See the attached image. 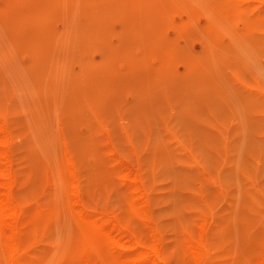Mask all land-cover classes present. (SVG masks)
<instances>
[{
	"label": "rangeland",
	"instance_id": "374dc122",
	"mask_svg": "<svg viewBox=\"0 0 264 264\" xmlns=\"http://www.w3.org/2000/svg\"><path fill=\"white\" fill-rule=\"evenodd\" d=\"M250 10L223 13L205 0H0V121L12 129L14 189L57 211L31 230L36 264L64 256V149L104 215L123 197L109 154L126 161L168 253L196 229L207 234V264H246L264 250V29Z\"/></svg>",
	"mask_w": 264,
	"mask_h": 264
},
{
	"label": "bare ground",
	"instance_id": "6f19581e",
	"mask_svg": "<svg viewBox=\"0 0 264 264\" xmlns=\"http://www.w3.org/2000/svg\"><path fill=\"white\" fill-rule=\"evenodd\" d=\"M94 1V0H93ZM213 10L228 14H239L243 9H251L254 20L264 29V0H205ZM80 2V1H79ZM75 5V4H74ZM202 7V6H201ZM37 8V7H36ZM68 9V6H67ZM189 9V8H188ZM38 10V9H37ZM206 10V9H204ZM56 12V11H55ZM190 12V11H189ZM31 13V12H29ZM34 13V12H33ZM32 13V14H33ZM36 13V12H35ZM39 13V11H38ZM215 13V12H214ZM242 13V12H241ZM77 14V13H75ZM188 14V12H187ZM192 14V13H191ZM211 14V13H210ZM35 15V14H34ZM66 15V14H65ZM189 15V14H188ZM27 17L29 16L26 15ZM190 16V15H189ZM210 16V15H208ZM193 17V16H192ZM240 17V16H238ZM204 18V17H203ZM205 19V18H204ZM211 19V18H210ZM203 21V20H202ZM220 21V20H219ZM76 22V21H75ZM197 22V21H196ZM208 23V22H207ZM215 23V22H214ZM213 23V24H214ZM217 23V22H216ZM219 24V23H218ZM217 24V26H218ZM3 25V24H2ZM215 25V24H214ZM220 25V24H219ZM152 27V26H151ZM191 28V27H190ZM189 28V29H190ZM154 29V28H153ZM197 29V28H196ZM194 30V29H193ZM91 31V30H90ZM214 31L212 30H209ZM258 31V30H257ZM3 32V31H2ZM87 32V31H86ZM99 32V31H98ZM171 32V31H170ZM250 32V30L248 31ZM256 32V31H255ZM101 33V32H100ZM163 33V32H162ZM264 33V32H263ZM4 35H7L3 32ZM91 34V33H90ZM98 34V33H97ZM206 34V33H205ZM71 35V34H70ZM208 35V34H206ZM101 36V35H99ZM232 36V35H231ZM75 37V36H74ZM207 37V36H205ZM234 37V36H233ZM9 38V37H8ZM91 38V37H90ZM245 38V37H244ZM249 38V37H248ZM89 39V38H88ZM99 39V38H98ZM162 39V38H161ZM246 39V38H245ZM244 39V40H245ZM107 40V39H106ZM190 40V39H189ZM243 40V39H242ZM251 41V40H250ZM76 42V40H75ZM256 42V41H255ZM12 43V42H11ZM212 43V41H211ZM239 43V42H238ZM2 44V43H1ZM241 44V43H240ZM210 45V44H208ZM75 46V44H74ZM100 46V45H99ZM247 46V45H246ZM57 47V45L55 46ZM212 47V46H211ZM251 48L250 46H248ZM69 48V47H68ZM74 48V47H73ZM253 48V47H252ZM255 48V47H254ZM253 48V49H254ZM264 48V47H263ZM262 48V49H263ZM16 49V48H15ZM62 52V51H61ZM70 52V51H68ZM225 52V51H224ZM227 52V51H226ZM66 53V52H65ZM74 53V52H73ZM160 53V52H159ZM62 54V53H61ZM224 54V53H223ZM229 55V53H228ZM19 56V55H18ZM74 56V55H73ZM175 56V55H174ZM12 57V56H10ZM141 57V56H140ZM229 57V56H228ZM227 57V58H228ZM231 58V57H230ZM54 59V58H53ZM177 59V58H176ZM229 59V58H228ZM7 60V59H6ZM52 60V59H51ZM260 60V59H259ZM4 61V60H3ZM66 61V60H65ZM139 61V60H138ZM76 62V61H75ZM136 62V61H135ZM132 63V62H129ZM219 63V62H218ZM69 64V63H68ZM227 64V63H226ZM13 65V64H12ZM17 65V64H16ZM21 65L22 68V64ZM23 70L25 64H23ZM32 65V64H31ZM30 65V66H31ZM128 65V63H127ZM148 65V64H146ZM59 66V65H58ZM11 67V66H10ZM86 67V65H85ZM122 67V66H121ZM179 67V66H178ZM20 68V66H19ZM27 68V67H26ZM60 68V67H59ZM65 68V67H64ZM102 68V67H101ZM108 68V67H107ZM204 68V67H203ZM210 68V67H209ZM221 68V67H220ZM256 68V67H255ZM254 68V69H255ZM51 69V68H50ZM55 69V68H54ZM70 69V68H69ZM85 69V68H84ZM98 69V68H97ZM257 68L256 70H258ZM21 70V69H20ZM22 70V71H23ZM60 70V69H59ZM62 70V69H61ZM65 70V69H64ZM200 70V69H198ZM260 70H262L260 68ZM5 71V70H4ZM158 71V70H157ZM185 71V70H184ZM26 72V71H23ZM21 72V73H23ZM186 72V71H185ZM5 73V72H4ZM28 73V71H27ZM229 73V72H228ZM262 73V72H261ZM264 73V72H263ZM84 74V73H83ZM128 74V73H127ZM194 74V73H193ZM4 75V74H3ZM27 74H23L22 76ZM31 74L28 73V79ZM48 75V74H47ZM262 75V74H261ZM59 76V75H58ZM88 76V75H87ZM104 76V75H103ZM121 76V75H120ZM237 76V75H236ZM26 79V82L27 81ZM122 78V77H120ZM33 79V77H32ZM30 79V81L32 80ZM111 79H113L111 77ZM123 79V78H122ZM240 79V78H239ZM259 79V78H258ZM124 80V79H123ZM264 80V79H263ZM262 80V81H263ZM73 81V80H72ZM115 81V80H114ZM210 81V80H209ZM226 81V80H225ZM25 82V80H24ZM33 82V81H31ZM74 82V81H73ZM76 82V80H75ZM201 82V81H200ZM246 82V81H245ZM35 83V82H34ZM34 83H29L35 86ZM69 83V80H68ZM227 83V82H226ZM225 83V84H226ZM27 84V86L29 85ZM64 84V83H63ZM203 84V83H202ZM224 84V82H223ZM222 84V85H223ZM30 85V86H31ZM125 85V84H124ZM200 85V84H199ZM219 85V84H218ZM217 85V87H218ZM231 84H229L230 86ZM17 86V85H16ZM25 86V85H24ZM70 86V85H69ZM118 86V84H117ZM116 86V87H117ZM120 86V85H119ZM225 86V85H224ZM228 86V85H227ZM168 87V86H167ZM216 87V88H217ZM15 88V87H14ZM26 88V87H24ZM28 88V87H27ZM35 90L33 87H31ZM30 88V89H31ZM207 88V87H206ZM21 89V88H20ZM87 89V88H86ZM92 89V88H91ZM89 89V90H91ZM19 90V89H18ZM222 90V89H221ZM260 90V89H259ZM94 92V90H91ZM90 91V93H91ZM223 91V90H222ZM31 92V91H30ZM88 92V91H86ZM159 92V91H158ZM208 92V90H207ZM216 92V91H215ZM27 93V92H26ZM150 93V92H149ZM18 94V93H17ZM112 94V93H111ZM116 94V93H115ZM198 94V93H197ZM205 94V93H204ZM224 95V94H223ZM62 96V95H61ZM87 96V95H85ZM84 96V97H85ZM116 96V95H115ZM196 96V95H195ZM194 96V97H195ZM251 96V95H250ZM38 97V96H37ZM193 97V96H192ZM20 98V97H19ZM83 98V96L81 97ZM187 98V97H186ZM203 98V97H202ZM31 99V98H30ZM79 99V98H78ZM97 99V98H96ZM232 99V98H231ZM17 100V99H16ZM21 100V98H20ZM216 100V99H214ZM35 101V99H34ZM33 101V102H34ZM56 101V100H55ZM174 101V100H173ZM31 102V101H30ZM176 102V101H175ZM174 102V103H175ZM235 102V101H234ZM55 103V102H54ZM62 103V102H61ZM79 103V102H78ZM115 103V102H114ZM36 104V103H35ZM53 104V103H52ZM81 104V103H79ZM78 104V105H79ZM173 104V103H172ZM185 104V103H184ZM30 105V104H29ZM75 105V104H74ZM147 105V104H146ZM145 105V106H146ZM180 105V103H179ZM183 105V104H182ZM188 103L186 104V106ZM31 106V105H30ZM51 106V105H50ZM91 106V105H90ZM191 106V105H190ZM188 106V107H190ZM205 106V105H204ZM214 106H216L214 104ZM220 106V105H219ZM37 107V106H36ZM207 106H205L206 108ZM137 108V107H136ZM140 108V107H139ZM146 108V107H145ZM191 108V107H190ZM222 108V107H221ZM58 109V108H57ZM71 109V108H70ZM141 109V108H140ZM164 109V108H163ZM168 109V108H167ZM173 109V108H172ZM180 108L176 109L179 111ZM181 109H183L181 107ZM194 110V108H192ZM214 109V108H213ZM227 109V108H226ZM8 110V109H7ZM39 110V109H38ZM72 110V109H71ZM70 110V111H71ZM162 110V109H161ZM175 110V109H174ZM173 110V111H174ZM60 111V110H59ZM69 111V110H68ZM172 111V112H173ZM209 111V109H208ZM211 111V110H210ZM209 111V112H210ZM213 111V110H212ZM73 112V111H72ZM163 112V111H162ZM166 113V111H164ZM171 112V111H170ZM177 112V111H176ZM217 112V111H215ZM40 113V112H39ZM179 113V112H178ZM58 114V113H57ZM76 114V113H75ZM167 114V113H166ZM170 114V113H169ZM173 114V113H172ZM217 114H221L217 113ZM68 115V114H67ZM66 115V116H67ZM130 115V114H129ZM194 115V114H193ZM42 116V115H41ZM40 116V117H41ZM59 116V115H58ZM155 116V115H154ZM168 116V115H166ZM137 117V116H136ZM169 117V116H168ZM185 117V116H183ZM208 117V116H207ZM222 117V116H221ZM39 118V117H38ZM46 118V117H45ZM44 118V120H45ZM88 118V117H87ZM90 118V117H89ZM133 118V117H132ZM179 118V116H178ZM181 118V117H180ZM2 119V118H1ZM4 119V118H3ZM157 119V118H156ZM43 120V121H44ZM66 120V119H64ZM96 120V119H95ZM180 120V119H179ZM135 121V120H134ZM159 121V120H158ZM178 124L180 122L176 120ZM70 122V121H69ZM87 122V121H86ZM151 122V121H150ZM207 122V121H206ZM36 123V122H35ZM59 123V122H58ZM174 123V122H173ZM205 123V122H204ZM38 124V123H37ZM176 124V123H175ZM177 124V125H178ZM62 125V124H61ZM159 124H154V126ZM159 125V126H158ZM172 125V124H171ZM175 125V126H177ZM218 125V124H217ZM216 125V126H217ZM38 126V125H37ZM136 126V125H135ZM174 126V127H175ZM215 126V127H216ZM148 127V125H146ZM173 127V126H172ZM179 127V125H178ZM182 127V126H180ZM203 127V125H202ZM45 128V127H44ZM177 128V127H176ZM188 128V127H187ZM201 128V127H200ZM219 128V127H218ZM228 128V127H227ZM43 129V128H42ZM149 129V128H148ZM202 129V128H201ZM220 129V128H219ZM50 130V129H49ZM63 130V129H62ZM65 130V129H64ZM155 130V129H154ZM227 130V129H226ZM147 131V130H145ZM159 131V130H158ZM218 131V130H216ZM222 131V130H221ZM229 131V129H228ZM153 132V131H152ZM182 132V131H181ZM180 132V133H181ZM232 132V131H231ZM241 132V131H240ZM254 132V131H253ZM49 133V132H48ZM155 133V132H153ZM163 133V132H162ZM179 133V132H178ZM41 134V133H40ZM105 134V133H104ZM103 134V135H104ZM107 134V133H106ZM152 134V133H151ZM200 134V132H199ZM215 134V133H214ZM191 135V134H190ZM213 135V134H212ZM226 135V134H225ZM224 135V136H225ZM230 135V134H228ZM43 136V135H42ZM196 136V135H195ZM219 136V135H218ZM108 137V136H107ZM150 137V136H149ZM183 137V135H182ZM194 137V136H193ZM174 138V137H173ZM187 139V137H184ZM45 139V138H44ZM95 139V137H94ZM93 139V140H94ZM132 139V138H131ZM167 139V138H166ZM180 139V137H179ZM195 139V138H194ZM48 140V139H47ZM51 140V139H50ZM91 140L92 142H94ZM96 140V139H95ZM191 140V139H190ZM207 140V139H206ZM209 140V139H208ZM211 140V139H210ZM216 140V139H215ZM221 140V139H219ZM228 140V138H227ZM245 140V139H244ZM41 141V139H40ZM39 141V142H40ZM159 140L156 142L158 143ZM163 141V139H162ZM165 141V140H164ZM163 141V142H164ZM200 141V140H199ZM42 142V141H41ZM48 142V141H47ZM110 142H112L110 140ZM166 142V141H165ZM164 142V143H165ZM221 142V141H220ZM226 142V141H225ZM44 143V142H43ZM46 143V142H45ZM91 143V142H90ZM96 143V142H94ZM93 143V144H94ZM109 143V141H108ZM200 143V142H199ZM204 143V142H203ZM233 143V142H232ZM63 144V143H62ZM92 144V143H91ZM115 144V143H114ZM12 129L7 121H0V264H36L39 259L32 254L35 240L31 230L44 220H51L53 208L46 204L31 205L16 195L17 172L14 169ZM165 145V144H164ZM65 146V143H64ZM114 146V145H113ZM111 147V151L115 150ZM202 146V145H201ZM61 147V146H60ZM172 147V146H171ZM178 147V146H177ZM186 147V146H185ZM199 147V146H198ZM63 148V147H62ZM71 148V147H70ZM90 148V147H89ZM95 148V147H93ZM174 148V147H172ZM197 148V147H196ZM215 148V147H214ZM55 149V148H54ZM53 149V150H54ZM136 149V148H135ZM177 149V148H176ZM204 151V147H201ZM200 149V150H201ZM213 149V148H211ZM122 150V149H121ZM199 150V149H198ZM88 151V150H87ZM173 152V150H169ZM234 151V150H233ZM70 152V151H69ZM67 150H63L59 165L58 188L63 195L61 209L64 228V256L61 264H207L208 238L205 231H190L180 246L177 255L168 253L157 222L153 218L149 196L142 181L135 178L130 165L121 161L118 154L112 158V170L120 178L123 197L121 207L109 209L104 215L89 202L84 191L76 161ZM74 152V151H73ZM109 152V151H108ZM202 152V151H200ZM214 152V149H213ZM241 152V151H240ZM239 152V154H240ZM94 153V151H93ZM110 153V152H109ZM174 153V152H173ZM177 153V152H176ZM183 153V152H181ZM197 153V152H196ZM209 153V150H208ZM212 151L209 153V155ZM236 153V152H234ZM59 154V153H58ZM200 154V153H199ZM244 154V153H242ZM97 155V153H96ZM208 155V154H207ZM208 155V156H209ZM60 156V155H59ZM94 156V155H93ZM139 156V155H138ZM172 156V155H171ZM177 156V155H176ZM175 156V157H176ZM182 156V155H181ZM187 156V155H186ZM212 156V155H211ZM58 157V155H57ZM61 157V156H60ZM141 157V156H140ZM189 157V156H188ZM215 157V156H214ZM242 157V156H241ZM125 158V157H124ZM180 158V157H179ZM92 159V158H91ZM189 159V158H188ZM193 159V158H192ZM212 159V158H211ZM57 160V159H56ZM199 160V159H198ZM210 160V158H209ZM49 161V160H48ZM59 161V160H58ZM189 161V160H188ZM239 161V157L237 158ZM52 162V161H51ZM94 162V161H93ZM194 162V161H193ZM90 163V162H88ZM144 165V162H142ZM181 163V162H180ZM196 163V161L194 162ZM93 164V163H92ZM95 164V163H94ZM97 164V162H96ZM176 164V163H175ZM174 164V165H175ZM173 165V164H172ZM179 165V164H178ZM55 166V165H54ZM53 166V167H54ZM90 166V164H89ZM184 166V165H183ZM174 167V166H173ZM176 167V166H175ZM102 168V167H101ZM133 168V167H132ZM137 168V167H136ZM139 168V166H138ZM181 168V166H180ZM53 169V168H52ZM57 170V169H56ZM55 170V171H56ZM96 170V169H95ZM98 170V168H97ZM189 170V168H188ZM187 170V172H188ZM172 171V169H171ZM170 171V173H171ZM52 172V171H51ZM84 172V171H83ZM190 172V171H189ZM192 172V171H191ZM48 173V172H47ZM190 174V173H189ZM56 175V174H55ZM234 175V174H233ZM111 176V175H110ZM187 176V175H186ZM100 177V176H99ZM107 177V176H106ZM224 177V176H223ZM229 177V176H227ZM56 178V176H55ZM103 178V177H102ZM101 178V179H102ZM112 178V177H111ZM141 178V176H140ZM139 178V179H140ZM145 178V177H144ZM189 178V177H188ZM191 178V177H190ZM193 178V177H192ZM47 179V178H46ZM45 179V180H46ZM51 179V178H49ZM47 179V180H49ZM152 179V178H151ZM209 179V178H208ZM55 180V179H54ZM198 180V179H197ZM152 181V180H151ZM47 182V181H46ZM49 182V181H48ZM149 182V181H148ZM153 182V181H152ZM100 183V182H99ZM98 183V184H99ZM107 183V182H106ZM150 183V182H149ZM209 183V182H208ZM116 184V183H115ZM148 184V183H147ZM201 184V182H200ZM57 185V184H56ZM107 185V184H106ZM110 185V184H109ZM108 185V186H109ZM117 185V184H116ZM115 185V186H116ZM152 185V184H151ZM155 185V184H154ZM102 186V185H101ZM107 187V186H106ZM105 187V188H106ZM158 187V186H157ZM46 188V187H45ZM49 189V188H48ZM56 190V189H55ZM58 190V189H57ZM109 190V189H108ZM111 190V189H110ZM109 190V191H110ZM155 190V188H154ZM114 191V190H112ZM202 191V188H201ZM194 192V191H193ZM114 194V192H112ZM197 194V193H196ZM108 195V194H106ZM111 195V194H110ZM109 195V196H110ZM32 196V195H31ZM96 196V195H95ZM102 196V195H100ZM122 196V195H121ZM105 197V196H104ZM113 197V196H112ZM99 198V197H98ZM118 198V193L116 196ZM97 199V197H96ZM110 199V198H108ZM157 199V198H155ZM154 199V200H155ZM207 199V198H206ZM101 200V199H100ZM95 201V200H94ZM107 201V200H106ZM120 200H118L119 202ZM116 202V200H115ZM120 203V202H119ZM156 203V201H155ZM159 203V202H158ZM95 204V203H94ZM110 204V203H109ZM112 204V203H111ZM115 205V203H114ZM109 206V205H108ZM119 206V205H118ZM108 208V207H107ZM114 208V207H113ZM106 209H103V211ZM58 215V214H57ZM48 218V219H47ZM53 219V218H52ZM55 219V218H54ZM58 219V217H57ZM203 220V219H202ZM213 220V219H212ZM55 221V220H54ZM59 221V220H58ZM194 221V220H193ZM192 221V222H193ZM204 221V220H203ZM209 221V220H208ZM205 223V222H204ZM209 223V222H208ZM191 224V223H190ZM189 224V226H190ZM201 224V223H200ZM211 224V223H210ZM46 226V225H45ZM204 226V225H203ZM52 227V225L50 226ZM185 229V228H184ZM208 229V228H207ZM46 232V231H45ZM44 232V233H45ZM59 233V232H58ZM46 234V233H45ZM162 236V235H161ZM47 238V237H46ZM54 239V238H53ZM59 239V238H58ZM62 240V239H61ZM57 242V241H56ZM63 242V241H62ZM58 243V242H57ZM60 244V243H58ZM62 245V243H61ZM214 245V244H213ZM171 247V246H170ZM58 252V251H57ZM54 254V252H53ZM37 255V254H36ZM42 264L48 257L40 255ZM54 256H52L53 258ZM51 258V256H50ZM246 264H264V250Z\"/></svg>",
	"mask_w": 264,
	"mask_h": 264
}]
</instances>
